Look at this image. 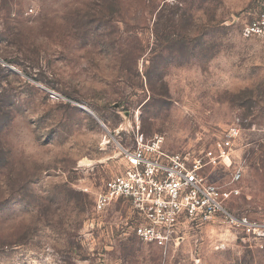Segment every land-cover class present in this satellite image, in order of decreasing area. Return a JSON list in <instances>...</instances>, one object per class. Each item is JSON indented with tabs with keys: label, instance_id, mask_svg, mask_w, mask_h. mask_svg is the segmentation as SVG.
<instances>
[{
	"label": "rangeland",
	"instance_id": "obj_1",
	"mask_svg": "<svg viewBox=\"0 0 264 264\" xmlns=\"http://www.w3.org/2000/svg\"><path fill=\"white\" fill-rule=\"evenodd\" d=\"M258 10L0 0V264H264V237L221 217L161 247L135 233L128 202L96 207L124 169L122 147L160 136L214 158L239 124L232 162L207 174L237 190L232 213L264 222V38L243 35Z\"/></svg>",
	"mask_w": 264,
	"mask_h": 264
},
{
	"label": "built area",
	"instance_id": "obj_2",
	"mask_svg": "<svg viewBox=\"0 0 264 264\" xmlns=\"http://www.w3.org/2000/svg\"><path fill=\"white\" fill-rule=\"evenodd\" d=\"M243 35L264 38V0L245 25ZM241 135L239 124L224 130L216 145V156L169 151L163 137L122 147L124 169L110 182L96 200L104 210L118 200L128 202L135 218L134 231L140 239L161 247L177 244L188 228L202 226L217 217L248 234L264 237V222L246 215L238 216L227 208V201L237 191L213 181L207 168L216 160L232 162L233 147ZM243 177L241 166L232 173L231 184Z\"/></svg>",
	"mask_w": 264,
	"mask_h": 264
},
{
	"label": "water",
	"instance_id": "obj_3",
	"mask_svg": "<svg viewBox=\"0 0 264 264\" xmlns=\"http://www.w3.org/2000/svg\"><path fill=\"white\" fill-rule=\"evenodd\" d=\"M87 110H89V109H87ZM89 112H91L93 115H95L91 110H89ZM96 116V115H95ZM103 124V123H102ZM104 125V124H103Z\"/></svg>",
	"mask_w": 264,
	"mask_h": 264
}]
</instances>
